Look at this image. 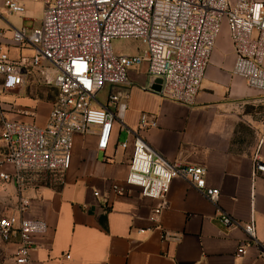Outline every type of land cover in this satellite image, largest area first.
<instances>
[{"label":"built area","instance_id":"1","mask_svg":"<svg viewBox=\"0 0 264 264\" xmlns=\"http://www.w3.org/2000/svg\"><path fill=\"white\" fill-rule=\"evenodd\" d=\"M28 2L45 6L40 27L31 34L4 18L25 17ZM223 25L228 28L236 58L233 74L264 93V0H0V106L4 94L23 88L32 71L38 73L43 85L58 92L44 127L34 121L3 122L5 153L0 157V170L10 167L12 172L0 171V180L10 187L16 180L18 204L12 215L0 219V242L12 250L15 264H30L38 240L49 230L43 221L29 217L26 176L68 172L77 136L96 137L97 149L104 153L114 141L116 125L132 138L119 145L132 151L125 184L159 203L156 217L167 209L176 179L191 183L202 196L218 204L221 193L207 187L205 168L170 162L140 135L158 128L157 118L143 114L138 130L133 131L124 123L127 106L119 97L109 94L104 104L98 96L107 86L130 85L129 71L147 65L151 83L162 80L158 95L194 106ZM9 32L12 43L7 40ZM116 40L138 41L142 51L116 53ZM24 45L35 49L34 57L13 58L7 51L10 46ZM13 113L37 118V110L13 109ZM262 173L264 163L256 155L253 178ZM127 188L112 186L121 196L128 193ZM219 222L225 228L241 227L227 214H222ZM241 228L246 242L240 244L237 255L246 256L250 244L264 264V244L258 240L254 215ZM176 237L164 233L166 241Z\"/></svg>","mask_w":264,"mask_h":264},{"label":"crops","instance_id":"2","mask_svg":"<svg viewBox=\"0 0 264 264\" xmlns=\"http://www.w3.org/2000/svg\"><path fill=\"white\" fill-rule=\"evenodd\" d=\"M235 61L225 30L194 106L149 91L147 65L131 69L130 85L113 86L110 93L127 106L124 123L129 129L138 130L143 114L157 118L158 128L140 135L160 155L207 170V187L221 193L217 205L191 183L176 179L167 209L156 217L159 203L125 184L132 151L119 145L132 138L116 125L114 141L104 153L98 151L96 137L77 136L71 169L40 178L25 194L31 202L29 217L49 228L38 240L30 264H263L250 244L246 256L237 255L246 242L241 227L252 215L258 240L264 244V174L253 178L255 156L264 163V93L233 74ZM20 101L18 106L24 109H38L37 101ZM47 105L39 125L21 115H11L12 121H34L44 127L51 110ZM48 178H53L51 186ZM114 184L128 193L116 194ZM222 214L241 227H223ZM165 232L176 239L166 241Z\"/></svg>","mask_w":264,"mask_h":264},{"label":"rangeland","instance_id":"3","mask_svg":"<svg viewBox=\"0 0 264 264\" xmlns=\"http://www.w3.org/2000/svg\"><path fill=\"white\" fill-rule=\"evenodd\" d=\"M27 8H28V14L25 17L24 16L19 17L16 15L7 17L5 15L4 18H6V20H8L10 24L16 29H20L24 27L28 30V34H31V30L40 27V22L43 18V12L45 6L42 3L28 2ZM25 18H29V20H25ZM2 28L7 29L6 25L3 23H2ZM225 30L228 31V28L226 25H223L217 43L219 39L224 36ZM7 40L12 43V32L8 33ZM217 43L215 49L217 48ZM113 47L116 53L134 54L135 52H138L142 48V45L140 42L135 40H116L113 42ZM7 51L13 58H17L21 55L32 58L35 55V49L27 45H24L21 48L10 46L8 47ZM40 87H47V86L43 85L39 81L37 72H32V74L29 76L23 88H21L20 90L14 93L4 94L5 100L0 106V157H2L5 153L3 144L1 142L3 122L5 120L8 121L15 120L14 118H12L11 115H19V114L13 113V109H16L18 111L19 110L23 111L24 108L18 106V103L19 102L21 103L20 100L27 99L29 96H31L32 93L33 94L35 93V90H37ZM112 87L113 86H107L98 96L99 100L104 104L106 103L107 96L111 93V90L113 89ZM34 107L38 108L37 109L38 116L36 118V123L39 125V123L44 121L45 116L50 107L46 103L43 104L39 102L34 103ZM124 138H125V134L122 133L121 139ZM0 171L12 172V168L5 167ZM48 175L49 174H45V173H31L28 174L26 178L28 180V184L32 185L34 182L36 181L38 182L40 178L47 177ZM17 204H18V199L14 194L10 185L0 180V219L12 215L17 207ZM0 264H15V261L12 257V251L7 249L1 242H0Z\"/></svg>","mask_w":264,"mask_h":264},{"label":"trees","instance_id":"4","mask_svg":"<svg viewBox=\"0 0 264 264\" xmlns=\"http://www.w3.org/2000/svg\"><path fill=\"white\" fill-rule=\"evenodd\" d=\"M32 72H35V71H32ZM32 72L29 74V76L32 74ZM57 95H58V92L55 88L47 86V87L38 88L37 90H35V93L34 94L32 93L31 96H29L27 99L37 101V102L47 103V104H50L51 106L53 102L56 100ZM34 110H37V109H34ZM4 152H5V149H4ZM52 179L53 178H48V180H45L47 181L46 184L48 186L52 185L51 183Z\"/></svg>","mask_w":264,"mask_h":264},{"label":"water","instance_id":"5","mask_svg":"<svg viewBox=\"0 0 264 264\" xmlns=\"http://www.w3.org/2000/svg\"><path fill=\"white\" fill-rule=\"evenodd\" d=\"M148 89L154 93H160L162 89V80H156L155 82L151 83ZM11 187L14 194L17 195V185L15 179L12 180Z\"/></svg>","mask_w":264,"mask_h":264}]
</instances>
